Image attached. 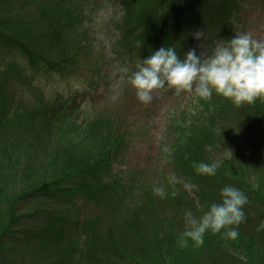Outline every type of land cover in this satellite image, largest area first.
Segmentation results:
<instances>
[{
    "label": "rangeland",
    "instance_id": "1",
    "mask_svg": "<svg viewBox=\"0 0 264 264\" xmlns=\"http://www.w3.org/2000/svg\"><path fill=\"white\" fill-rule=\"evenodd\" d=\"M71 1L76 3L75 0ZM76 1L82 2L84 5L79 6V11L76 8L78 14L74 18H83L85 22L83 25H78L74 20L70 27L66 26L70 30L63 31L60 35L62 39L71 41L75 48L72 52L76 64L70 71L71 74L66 72L59 73L55 69H53L54 71H46V68L43 69L46 73L43 71L37 73L29 72L28 82L18 81L12 88V92L17 96L19 102L32 106L36 105L38 108L47 106V102L54 104L58 100L61 102L70 100L71 108L81 113L76 112L77 116L74 117V124L76 122L81 124L84 120L90 118L94 119L99 116L108 118L110 116L113 123H118L128 129L130 142L126 145L127 148L124 151L118 156H112L111 161L108 163L111 172L110 175L102 179L101 185L107 188L105 193L102 192L100 194L99 191H97V194L87 192L86 188L82 187V179H76L72 184L65 182V187L59 185L62 188L71 187L76 190L75 193H67L61 195L60 198L49 200L47 198L31 199L25 205V211L21 212H27L35 208H43V211H55L58 220L62 221L63 226L68 230V235L71 236V239L68 238L67 246H78L83 251V256L79 255L80 257L77 260L75 259L69 264H153L150 260L133 259L134 256L128 254V251L122 247H120L122 250L119 251L127 253V260L121 259L119 252L116 255L112 252L99 254L94 249L95 247L89 248L88 243L94 239L104 242L110 239L112 243L117 244L120 243V239L125 238V236H118L121 231L118 228H114V222L120 220V218L124 220L129 218L130 214L126 217L124 214L133 206V201L142 207L147 204L149 209L155 211L153 226L157 223V226L163 223L165 226L173 225L172 227H174L167 232L173 238L171 248L174 249V253H171L172 256L169 257L168 262L164 260L160 263L216 264L222 261L219 259V254L214 252L213 247L207 248L197 245L191 240L187 246H181L177 242L178 237L185 230L184 214L189 209L196 216H200L207 211L211 203L220 200V194L216 195L215 193L216 191L220 193V189H216L218 188L217 185L223 181L222 178L217 177L220 170L223 177L224 173H229V177L226 176L225 178L227 182V180L230 181L231 175L233 176V167L238 166L239 168L242 166L243 169L240 170V173L233 177L235 180L238 178V180L245 182L243 183V188L251 191V193L248 194L249 202L247 203L250 208H247L248 205H246V220L241 223V226L246 233L255 229L254 227H249V225L247 226L246 222L247 215H250L249 219L251 221L253 219L258 221L254 208L257 205H261V200L264 202V119L258 117L260 113L256 112L254 114L253 110H244L243 106H240L239 110H237V105L224 96L222 97L227 99L226 102L210 104L208 98L199 97L194 92L187 90L180 93L170 88L155 90L150 103L141 102L136 95L135 88L127 79L128 74L122 72L121 68L124 64H128L134 70L136 62L148 56V49L152 48L156 41L157 47L155 49L162 46H170V43H164V39L159 38V30L157 31L156 39L150 41L149 48L143 52L142 49L137 51L134 56L130 55L124 48V44L127 41L133 44L135 40L130 37V34H127L126 27L120 26V22L124 18V0ZM42 3L48 9L52 6L57 13L59 8H61L59 12L61 18L59 19L63 20L64 9L58 0H43ZM72 6L75 8L73 4ZM240 7L239 13L230 21L232 25L230 33L226 37L214 33L216 41L222 38H230L237 32L245 31L251 32L259 39H264V0H241ZM30 13L35 15L34 12ZM80 13H84L82 17ZM180 18L185 19L186 22V16ZM62 25H66L65 22ZM43 26L47 30L51 27V23L45 22ZM53 33L56 36L55 30ZM199 34L195 35L190 41L199 38ZM32 35L35 36L34 33ZM142 38L140 43H147L148 39L144 35ZM202 42L203 40L200 41V43ZM0 54V58L4 59V62L17 59L21 66L29 65L27 59L20 58L14 53L2 51ZM47 56L48 60L56 58L55 63L61 57V54L56 55V52H53L47 53ZM57 65L59 69L63 67L61 63L59 65L57 62ZM213 94L220 95L215 92ZM262 100L263 97H258L255 102L264 108V102L262 104L259 103ZM236 110L241 113L239 117ZM224 113L225 117L227 115L234 116L235 121L229 123L228 121L231 118H228L225 123L222 122ZM121 118L124 119L122 120ZM195 119H197L195 122L197 124L204 123L206 125L205 129L209 126H214L217 129V135L212 137L214 142L213 140L207 141L208 143L213 142V144L206 142L207 145H200L201 150H197L196 147L186 151V159L188 156H190L189 158L198 156L200 161L220 162V167L214 175L215 178L211 179L207 176L205 181H196L195 178L197 177L192 174L195 169L194 167L191 169L188 162H183V164L175 163L176 152L180 150L181 145L182 148H185L186 143L182 144L181 141L189 140L190 137L187 136L185 139L174 137L180 132V126L185 120L192 122ZM227 125L232 130L227 128ZM191 126L188 123H186V126L184 125L185 128ZM62 127L64 128L63 131H66L68 146H70V142L77 144V146L81 142L83 146L79 152L75 149L79 157L86 155L77 162L84 160L85 162H90L97 158L95 154L99 153L100 146L90 145L89 136L84 131L85 127L82 130H77V127L72 123H67ZM57 130L58 128L53 132ZM60 133L57 132V134L52 136V145L50 147L38 146L39 148H44V150L39 149V152H36L32 157L33 160L31 162H34L35 166L31 164L38 169L37 172H33L32 179L29 176L25 177L24 172L18 174L19 179L24 177L25 179L38 182L41 177L46 179L49 174L54 173L57 169V166L53 165L55 155L59 154V158H65L62 155L63 148L55 151L57 148L56 144L61 138ZM114 134L121 136L122 132L118 129ZM66 141L63 140V144ZM165 145L171 149L170 152L163 150ZM71 149L73 148L71 147ZM53 151L55 152L53 153ZM24 164L26 163L24 162ZM63 167L59 163V169L56 171L58 175H62L65 171ZM39 172L40 174L37 176ZM172 172H175L177 176L185 180L195 182L199 185L198 189H205V193L206 191L209 193L207 189L210 183L212 187L215 186V190L213 188L211 194L206 195L207 198L199 195L197 197L196 194L192 193L193 191L189 193L195 198L197 203L188 209L186 207L179 210L182 211L178 213L180 223H175L171 219L166 220V214L175 212V200L180 195L189 196V194L182 193L183 190H186L183 187V182L177 183L175 187L168 183L169 175ZM154 185L165 186L167 192L166 201L168 200V202L163 205L159 204L162 196L154 193ZM36 214L38 215L39 213ZM131 215H133L132 218L135 217L136 212L134 211ZM141 218H143L142 215ZM37 220L39 218L29 217L26 222L30 223L28 226L33 225L31 227L37 230L40 229V225H37L40 223ZM124 220L121 222L122 224ZM245 225L246 227H244ZM4 226H0V233L3 232ZM243 231L236 239H231L230 243L235 242V244L241 246L246 244L247 258L244 257L241 262L232 264H254L263 260L264 258L261 259V257L264 256V239L260 236V238H254L251 242H248L243 236ZM84 233H87V237L83 235ZM112 233H114L113 236ZM211 233L210 231L207 232L208 235H211ZM34 234L29 231L23 221V225L19 226L14 235L10 237L12 240L7 242L10 247L12 246L11 248L15 246V252L4 260L6 264H20L26 261L23 259L25 255L29 259L41 256L45 257V259L57 257L47 253L49 251L48 248L37 245L27 246L23 240L30 239ZM146 237L147 235H144L141 238L146 240ZM179 246L181 250H178ZM212 246L217 247L214 244ZM164 248L168 252V246L164 245ZM176 248L177 250H175ZM207 256H211L212 260L210 258L206 259L205 257ZM248 256H257L258 260L250 261ZM228 264L231 263L229 262Z\"/></svg>",
    "mask_w": 264,
    "mask_h": 264
},
{
    "label": "trees",
    "instance_id": "2",
    "mask_svg": "<svg viewBox=\"0 0 264 264\" xmlns=\"http://www.w3.org/2000/svg\"><path fill=\"white\" fill-rule=\"evenodd\" d=\"M42 1L1 0L0 3V53L2 51L14 53L20 58L27 59L29 62L28 66H21L17 62V59L4 62V59L0 58V226L3 227L5 225L3 232L0 233V264H4V260L15 252V246L11 248L12 246L10 247L7 242L12 240L10 237L14 235V232L17 231L19 226L23 225V221L26 223L29 231L35 233L30 239L23 240L25 244L27 246L37 245L48 248L49 251L47 253H51L52 256L57 257L54 259H45V257L41 256L39 258L29 259L24 254L25 257L23 259L26 261L20 264H69L75 261V259L77 260L80 257L79 255L83 256V251L80 247L67 246L68 238L71 239V236L68 235V230L63 226L62 221L58 220L55 211H43V208H35L27 212L21 211L26 208L25 205L31 199L47 198L49 200L52 198H60L61 195L67 193H75V189L71 187L62 188L61 186L65 187V182L72 184L76 179H82V187L86 188L87 192H93V194H97V191L100 194L102 192L105 193L107 188L101 185L102 179L110 175L111 172L108 163L111 161L112 156H118L124 151L127 148L126 145L130 142L128 129L122 125L120 126L118 123H113L110 116L108 118L99 116L94 119L84 120L81 124L77 122L74 124V117L77 116L76 112L78 111L71 108L70 100L66 102L58 100L54 104L47 102V106L38 108L36 105L32 106L19 102L17 96L12 92V88L18 81L28 82L29 72L37 73L46 68V71L55 69L59 73L66 72L67 74H71L70 71L76 64L72 52V50H75L73 44L71 41L62 39L60 35L63 31L70 30L66 26L70 27L74 20L78 25L84 24L85 19L74 18L78 14L77 9L79 11V6L84 4L76 0V3L71 0H58L64 9L63 20H61L59 19L61 18L59 14L61 8H59L57 13L52 6L48 9ZM123 5L125 11L120 26L126 27L127 34H130V37L135 40L133 44L127 41L124 44V48L133 56L137 51L142 49L143 52L149 48L150 41L156 39L157 31L159 30V38H163L164 43H170V46H175L181 56L188 49L193 48L194 41L190 40L199 33H201L199 35H203V38L206 39V42L202 39V43H206L208 49L212 48V44L216 42L214 33L226 37L232 27L230 21L236 17L239 9L241 10V0H124ZM30 12H34L35 15H32ZM83 14L80 13V16L82 17ZM183 16H186V22L185 19L180 18ZM45 22L51 23V27L47 30L43 26ZM64 22L66 25H62ZM54 30L56 31V36L53 33ZM33 33L35 36L32 35ZM143 35L148 39L147 43H140ZM156 42L152 48L148 49V56L157 47ZM53 52H56V55L61 54V57L55 63L56 58L51 60L47 59V53ZM57 62L59 65L60 63L63 65L61 69H59ZM46 71L43 72L46 73ZM222 96L213 94L208 100L210 104L226 102L227 99ZM262 102H264V97L261 102L259 101L260 104ZM240 106H243L244 110H253L254 114L256 112L260 113L258 117L264 119V108L256 102L237 105V110H239ZM78 113L81 114L80 112ZM240 115L241 113H238V117ZM222 118H224L222 120L224 123L228 118H231L228 121L229 123L235 121L234 116L227 115L225 117V113L222 115ZM121 119L123 120L124 118ZM196 121L197 119L192 122L185 120L182 126H180V132L174 137L177 139H185L187 136L190 137L189 140L181 141L182 144L186 143L185 148H182L181 145L180 150L176 152L175 163L183 164V162H188L191 169L193 168V161H200L198 160L200 158L197 156L194 159L188 156L186 159V151L196 147L197 150H201L200 145H207V141L213 140L212 137L217 135V129L214 126H209L205 129L204 127L206 125L204 123L197 124L195 123ZM67 123L75 125L77 130H82L85 127L84 131L89 136L90 145L100 146L99 153L95 154L97 156L94 159L95 161L85 162L84 160L77 162L86 155L79 157L76 154L75 149L79 152L81 151L80 148H83L81 142L78 146L70 142V146L73 149L68 146L69 144L67 145L66 131L64 132V128L62 127ZM186 123L192 126L185 128L184 125L186 126ZM57 128L58 130L53 132ZM227 128L232 130L229 125H227ZM118 129L122 132L121 136L114 134ZM57 132H61V138L56 144L57 148L55 151L63 148L62 155L65 158H59V154L55 155L53 165L57 166V169L54 173L49 174L46 179L45 177H41L42 179L40 178L38 182L25 179L24 177L19 179L18 174L20 172H24L25 177L29 176L30 178L33 176V172H37L38 169L34 167V162H31L33 160L32 157L36 152H39V149L44 150V148H39L38 146L50 147L52 145V136L57 134ZM14 138L15 140H13ZM63 140L66 141L64 144ZM213 142L210 143L213 144ZM244 152L246 153L245 150ZM99 157L101 158L99 159ZM59 163L65 169L62 175H58V172H56L59 169ZM241 169H243L242 166L239 168L238 166H234L232 170L233 176H237ZM39 174L40 172L37 176ZM192 174L194 177H197L195 178L196 181H205V177L207 176L211 179L215 178L214 175H212L213 177L211 175H202L196 171ZM219 174L217 177L222 178L223 181L217 185L218 188L216 190L221 189L226 184H233L242 188L247 192V195L251 193V191L243 188V183L245 182L238 180V178L235 180L232 175L230 181L227 180L226 182L225 178L226 176L229 177V173H224L223 177L222 171L220 170ZM212 189L215 190V186L212 187L210 183L207 189L209 193L208 191L205 193V189L192 190V193L196 194L197 197L199 195L207 198L211 194ZM182 193L189 194L190 192L183 190ZM215 193L216 195L220 194L217 191ZM166 202H168V200L166 201V195L160 197L159 204L163 205ZM260 202L261 205H257L254 208L258 221L254 219L251 221L249 219L250 215H247V226L249 225V227H254L255 229L246 233L242 230L244 228H242L241 224L238 226L239 235L243 231V236L248 242H251L254 238H260V236L264 239V230H257V226L264 221V202L262 200ZM175 203V212L173 214H166L165 211V214L167 215L166 220L171 219L175 223H178L180 221L178 213L182 212L179 210L186 207L188 209L190 206L195 205L197 201L189 194V196L180 195L175 200ZM247 208H250L249 205ZM130 209L128 212H125L126 215L124 214L125 217L130 214L129 218L124 217L125 220L120 218V220L114 222V228H118L121 231L118 236H125V238L120 239V243H112L110 239L109 241L111 243L109 241L104 242L99 239H94L88 243L89 248L95 247L94 249L99 254L112 252L116 255L119 252L120 258L124 260L128 259L126 258L128 253L134 256L133 259L150 260L153 264H162L160 262L164 260L168 262L169 257L172 256L171 253H174V249L171 248L173 238L167 232L174 228L172 227L173 225L165 226L162 223V225L159 224L157 226V223L153 226L155 211L149 209L147 204L145 207H142L133 201V206ZM134 211L136 212V216L132 218L135 213L133 215L131 213ZM36 213L39 214L37 215ZM141 215L144 219L141 218ZM29 217L39 218L37 222L40 224L37 225H40V229L35 230L31 227L33 225L28 226L30 223L26 221ZM123 220L124 222L122 224L121 222ZM83 235L87 237V233ZM144 235H147L146 240L141 238ZM230 241L231 239L225 238L221 233L212 232L211 235L206 233L204 243L201 246L207 248L213 247L214 252L219 254V259L222 261L216 264H228L229 262L232 264L234 262H241L244 257L247 258V245L244 244L241 246L235 244V242L230 243ZM212 244L217 247L215 248ZM164 245L168 246V252L164 248ZM120 247L125 248L128 252L125 254L119 251L122 250ZM178 250H181L180 246ZM185 250L187 251L186 248ZM205 258L212 260L211 256ZM248 259L250 261L258 260L257 256H248ZM254 264H264V259Z\"/></svg>",
    "mask_w": 264,
    "mask_h": 264
},
{
    "label": "clouds",
    "instance_id": "3",
    "mask_svg": "<svg viewBox=\"0 0 264 264\" xmlns=\"http://www.w3.org/2000/svg\"><path fill=\"white\" fill-rule=\"evenodd\" d=\"M121 71L128 74L127 79L138 99L145 104L152 101L155 90L169 88L177 93L194 92L202 98H211L215 92L236 105L253 103L258 97H264V39L251 32H237L230 38L218 39L207 56L193 47L182 57L175 46H162L138 60L134 70L124 64ZM163 150L171 151L167 145ZM193 167L198 174L215 175L220 162L193 161ZM180 182L189 192L199 187L175 172L170 173L169 184L175 187ZM153 191L162 197L167 195L162 185H154ZM248 202L243 189L233 184L224 185L220 189V200L211 203L202 215L196 216L190 209L185 212V230L177 242L187 246L191 240L202 245L208 231L236 239L238 226L246 220L244 206ZM257 230H264V221Z\"/></svg>",
    "mask_w": 264,
    "mask_h": 264
}]
</instances>
